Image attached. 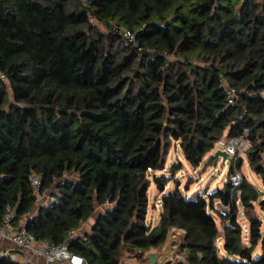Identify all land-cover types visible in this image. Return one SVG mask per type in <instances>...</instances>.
I'll use <instances>...</instances> for the list:
<instances>
[{"label": "trees", "instance_id": "trees-1", "mask_svg": "<svg viewBox=\"0 0 264 264\" xmlns=\"http://www.w3.org/2000/svg\"><path fill=\"white\" fill-rule=\"evenodd\" d=\"M87 2L0 0V225L10 209L11 227L66 242L88 264H122L124 254L144 263L171 228L184 233L185 264H264L255 213V204L264 213V197L244 176L206 197L174 182L157 225L145 223L147 173L167 169L172 143L195 169L219 139L247 129L244 153L264 189V0ZM226 88L235 90L232 104ZM211 212L233 225L221 255ZM0 264L15 263L0 256Z\"/></svg>", "mask_w": 264, "mask_h": 264}, {"label": "rangeland", "instance_id": "rangeland-1", "mask_svg": "<svg viewBox=\"0 0 264 264\" xmlns=\"http://www.w3.org/2000/svg\"><path fill=\"white\" fill-rule=\"evenodd\" d=\"M8 99L10 100V95L8 96ZM217 147L214 146L213 150L206 154L202 163L198 167V171L195 170H190L188 165L185 163L184 158L181 154V151L178 147V144L172 143L170 148L168 149V153L166 156V170L162 172H148L147 173V178L149 179V187L147 189V200H148V206L146 210V217H145V223L147 226H153L156 224L158 221L159 217V211H160V197L162 194H166L174 189V182L179 185V188L181 191L184 192L187 190V194L192 196L197 190L202 191L201 193H211L214 191L216 188H222L223 184L228 180V176L231 174L229 171L231 168V165L229 164L228 161L223 162L220 158H216L214 156L215 151H217ZM239 158H241L242 164L239 169V172L241 173L242 176L246 178V180L251 183L255 189L258 191L261 190L264 192V189L261 185V181L259 177L250 169L245 153L242 154ZM180 160V161H179ZM205 161H207L206 165H204ZM173 162H182L184 171L179 170L174 174H169L168 171V163H173ZM181 163V167H182ZM214 164V165H213ZM162 177H164L162 179ZM154 178L158 180V183L162 180L164 184L163 188L164 191L160 193L157 189V182H155ZM169 182V183H168ZM185 194V195H187ZM187 195V196H188ZM264 197V193L262 194ZM189 197V196H188ZM45 196L40 194V200H44ZM46 200V199H45ZM215 200V199H214ZM213 200V206L220 212H224L222 207L220 206L219 203ZM264 200V198H263ZM255 213L257 214L258 218L262 221V230H264V213L261 212L257 204H255ZM238 211H243L242 208L238 209ZM244 212V211H243ZM212 217L215 220L217 230H218V238L216 240V246L219 250V255L222 254V223L220 217L216 215L215 212H211ZM90 223V221H89ZM238 223L241 227V234H240V240L241 243L245 246L248 245V224L245 220V216L238 217ZM178 232V241L173 245V248L170 250V252L167 254L164 250L166 249L165 247L168 246V241H169V235L166 238V241L164 245L156 250H151L157 253L158 257L161 259V264H169L172 261L171 264H185L184 257L182 255L181 249L183 245V239L182 231H177ZM181 235H180V234ZM181 247V248H180ZM258 250L255 252V254H258ZM121 260H124L127 263H135V264H143L139 262V260L135 259L132 254L129 256L127 254H124L121 257ZM146 264V263H144Z\"/></svg>", "mask_w": 264, "mask_h": 264}, {"label": "built area", "instance_id": "built-area-1", "mask_svg": "<svg viewBox=\"0 0 264 264\" xmlns=\"http://www.w3.org/2000/svg\"><path fill=\"white\" fill-rule=\"evenodd\" d=\"M82 6H87V0H78ZM121 37L127 42L134 44V35L128 30L121 31ZM226 96L229 104L233 103L235 97V90L233 88H226ZM250 142L248 140V130L243 129L239 136L219 139L215 146L218 150L224 152L227 155L226 161L229 162L232 168V173L228 176V180L233 184H238L241 181L242 175L235 168V163L239 157L244 154L246 149L249 147ZM225 162V161H224ZM40 181L38 178L33 177L31 179V190L34 195L35 202L39 203L40 200ZM237 199L235 204L239 203V193L236 194ZM217 203L220 204L224 212L227 211L228 206H222L218 199H215ZM14 213L10 209H6L5 215L1 221L0 225V241L3 239L9 240L15 247L27 253L26 259L21 264H35L34 260L38 259L41 264H88L83 258L72 255L69 253L66 242L61 244L47 243L45 241H38L35 237L27 232L23 227L15 229L11 232L10 221L13 218ZM244 216L243 212L238 211L236 214V221L238 222V217ZM224 229H233V225L230 221H225L222 223V235ZM75 232L69 231L67 233L66 240L74 238ZM1 257H9L8 252H3L0 254ZM122 264H133L123 262Z\"/></svg>", "mask_w": 264, "mask_h": 264}, {"label": "crops", "instance_id": "crops-1", "mask_svg": "<svg viewBox=\"0 0 264 264\" xmlns=\"http://www.w3.org/2000/svg\"><path fill=\"white\" fill-rule=\"evenodd\" d=\"M180 161V160H179ZM185 161V160H184ZM174 163V162H173ZM182 163V162H181ZM185 163L187 164V162L185 161ZM206 163H207V161H205V163H204V165H206ZM172 163H168V166L169 165H171ZM166 165H167V161H166ZM188 165V164H187ZM214 165V164H213ZM188 167L190 168V170H197L198 171V168H192V167H190L189 165H188ZM182 169L181 170H183L184 169V167H183V163H182V167H181ZM184 171V170H183ZM169 183V182H168ZM167 184V183H166ZM174 187V186H173ZM217 189V188H216ZM198 192H196V193H198V194H201V195H203L204 197H206V195H208L207 193H204V194H202L201 192L202 191H200V190H197ZM261 193H264L263 191H261V190H259ZM187 192V190H185V188H184V194H187L186 193ZM213 192V191H212ZM195 193V194H196ZM210 194V193H209ZM188 195V194H187ZM194 195V194H193ZM192 195V196H193ZM189 197H191L190 195H188ZM159 213H160V211H159ZM246 220V219H245ZM158 222V221H157ZM157 222H156V224L154 225V226H156L157 225ZM247 222V221H246ZM92 224V220L90 221V223L89 222H87V223H85L83 226H81V228L79 229V233H85V232H88L89 231V229H90V225ZM248 224V223H247ZM153 226V227H154ZM151 228H152V225L150 226ZM15 229L16 228H14V227H11V232H14L15 231ZM174 228H171V229H169V231H168V235L170 234V232H173L174 230H177V229H174ZM177 231H180V230H177ZM183 233V232H182ZM180 234V233H179ZM167 235V236H168ZM181 235V234H180ZM3 252H8L9 253V259L10 260H12L15 264H21L25 259H26V257H27V253L26 252H24V251H22V250H19L17 247H15V245H13L9 240H7V239H3V240H1L0 241V254L1 253H3ZM149 252H151V253H155V252H153V251H149ZM156 255H157V253H156ZM146 259V261L144 262V263H146V264H149V261L147 260V258H145ZM161 262V259L158 257V255H157V263L156 264H161L160 263ZM34 263L35 264H41V261L40 260H38V259H35L34 260ZM143 263V264H144ZM64 264V263H63ZM133 264H135V263H133Z\"/></svg>", "mask_w": 264, "mask_h": 264}, {"label": "water", "instance_id": "water-1", "mask_svg": "<svg viewBox=\"0 0 264 264\" xmlns=\"http://www.w3.org/2000/svg\"><path fill=\"white\" fill-rule=\"evenodd\" d=\"M214 156L216 158H220L223 162L226 161V159H227V155L220 150L215 151ZM238 162L239 163L241 162V158L238 159ZM156 182L158 183L157 179H156ZM182 239H184V235H182ZM146 258L149 261V264H156L157 263V255L155 253L148 252L146 254Z\"/></svg>", "mask_w": 264, "mask_h": 264}, {"label": "bare ground", "instance_id": "bare-ground-1", "mask_svg": "<svg viewBox=\"0 0 264 264\" xmlns=\"http://www.w3.org/2000/svg\"><path fill=\"white\" fill-rule=\"evenodd\" d=\"M177 241H178V232H177V230H174L173 232H170V234H169L168 246L165 247L166 249L164 251L168 254L170 252V250L173 248V245H175V243H177ZM167 262H170L169 264H171L172 261H168V259H167Z\"/></svg>", "mask_w": 264, "mask_h": 264}]
</instances>
